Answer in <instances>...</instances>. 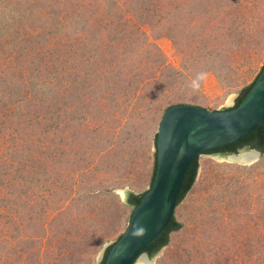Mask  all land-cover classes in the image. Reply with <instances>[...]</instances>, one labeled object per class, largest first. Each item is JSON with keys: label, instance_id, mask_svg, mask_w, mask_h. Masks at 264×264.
<instances>
[{"label": "rangeland", "instance_id": "1", "mask_svg": "<svg viewBox=\"0 0 264 264\" xmlns=\"http://www.w3.org/2000/svg\"><path fill=\"white\" fill-rule=\"evenodd\" d=\"M42 1L0 0V264H100L129 223L128 192L151 185L165 109L233 106L261 71L264 0H51L50 9ZM29 7L69 13L70 35L92 38L84 64L99 73L75 77L63 57L39 60ZM26 48H34L30 65ZM34 67L52 90L32 120L22 96L29 84L11 97L5 87L33 78ZM198 160L175 209L182 226L148 264H264V153L249 162L220 153ZM31 162L53 171L52 183H22L20 192L13 184L30 177Z\"/></svg>", "mask_w": 264, "mask_h": 264}, {"label": "water", "instance_id": "2", "mask_svg": "<svg viewBox=\"0 0 264 264\" xmlns=\"http://www.w3.org/2000/svg\"><path fill=\"white\" fill-rule=\"evenodd\" d=\"M264 124V66L243 102L234 108L209 109L193 103L168 106L156 136L157 169L150 187L134 208L104 264H135L149 259L145 248L174 215L185 174L192 161L211 149L238 141ZM251 158L261 154L251 152ZM240 153H231L238 161Z\"/></svg>", "mask_w": 264, "mask_h": 264}, {"label": "trees", "instance_id": "3", "mask_svg": "<svg viewBox=\"0 0 264 264\" xmlns=\"http://www.w3.org/2000/svg\"><path fill=\"white\" fill-rule=\"evenodd\" d=\"M44 1H47V5L49 6V9H50V6L53 7L55 5L52 3L51 0H50V3L48 2V0H44ZM56 1L58 2V4H59V2H61L58 6H61L62 4H65V3L70 5V3H72V2H69V0H56ZM39 2L44 4V2L42 0H39ZM29 8H31V7H29ZM41 9H43V8L42 7L31 8V12L27 15V18H26V22L28 23V25L34 27V31H33L35 33L34 37H36V42H38L36 47L39 48V50L41 51L40 52L41 55H40V57H38V59L41 61H46V64H50L52 58L57 57V59H60L63 57L64 58V68H66V69L68 68L69 70L71 68H73L74 69L73 75H75V77H78L83 73H84V77H89L93 74H98L99 73L98 72L99 66L95 65L94 62L92 63V65H94V66H92L90 69L86 68V64H84L85 63V61H84L85 57L83 54L86 55L85 46H87V41H90L92 38L83 37L82 31L78 35H75V34H74V36L70 35L69 30H71V29H70L68 23L66 22L67 18L69 17V13L64 15L63 17H59V14H57V11L55 9H53V13L50 12L49 9L44 14H42L41 12L37 13V14L35 13L37 10H41ZM71 11H73V13L76 12L75 9H73ZM156 14H158V13H156ZM57 17H59V18L57 19ZM80 42H86V44L84 43V44L80 45ZM72 44L77 45V49L74 48ZM74 49H76V50H74ZM77 50H78V52H77ZM80 50H83L84 52H80ZM0 52L3 53V51H0ZM7 53L10 54L9 50L7 51ZM23 56H25L27 58L26 64H28V65L32 64V62H34L36 59L34 57L35 56L34 48H31L30 50H29V48L28 49L26 48V51L23 53ZM8 57H11V55H8ZM93 61L97 62V58H95ZM43 65L44 64H42L41 66H43ZM5 66L3 63V66H2L3 70H6ZM263 66H262V68H263ZM262 68H261V70H262ZM28 72H29V74L34 73L35 76L33 78L28 77L26 79L27 83L25 82V79H24L25 77L24 78L22 77V84L20 82L15 83L16 81H14V82L10 83L5 88H6L7 92L9 93V97H11V95L18 94L20 91H22L21 85H23V88H24L29 84V87H26V88L27 89L30 88L29 89L30 91H25V93L22 96H24L23 99H25V97H26V99H28L29 101L32 102L33 108L30 109V108H28V106H26V109L24 110V112L29 115V116H27V118H31L33 120V118L40 115L38 113L40 106L47 103V101H48V105H49L50 97L48 96L47 93H44L45 89H49V84L47 82H45V84L43 85V81H41L42 77L39 76V74L41 75L42 72H40V69H38L37 67H34L33 69L29 70ZM258 75L256 76V78L258 77ZM83 78H80V79H83ZM256 78L253 80V82L251 84H249L247 87H245L243 89V91L241 92L239 97L236 99V102L233 106L226 107L224 109H229V108H234V107L239 106L243 102V100L246 98V96H247L248 92L250 91V89H251L254 81L256 80ZM35 82H38V83H35ZM75 87H79V89H80L83 87V84L78 83L77 85H75ZM51 90L52 89H49V92ZM1 99H2V96H0V101H1ZM28 100L24 101V104ZM37 103H40V105ZM29 112L30 113L32 112V113L30 114ZM27 130L29 131V128ZM28 134H29V132H28ZM29 135H34V134L32 132H30ZM24 143H26L25 140H24ZM27 146L30 147L29 145H27ZM244 146L256 148L261 153H264V124L257 126L255 129H253L251 132H249L247 135L243 136L241 139H239L236 142H233L231 144H227L225 146H221V147L211 149V150L206 151L204 153H220V154L235 153V152H238L239 149L244 147ZM4 150H5V154L7 155L6 148ZM156 153L157 152L155 151V162H154V169H153V173H152L151 184L153 182V179H154L155 173H156V169H157ZM36 154H37V151L32 154L31 158H34ZM17 157H18V159L16 161L22 162L21 161L22 155L20 153H19V156H17ZM198 159H199V157H196L192 161V163L190 164V166H189V168L185 174V177H184V180L182 183V187H181V190L179 193L177 205L180 203V201L183 200V198H185V196L191 190L192 186L195 183L197 171H198V167H199V160ZM32 162L29 163L31 165H29V168L27 169L30 172V173H28L30 175V177L27 178V175H25V177L22 179V174H19L18 178L16 179L15 184H13V186L16 188V190H19L20 192H22V187H23L22 183L24 184V186H27L30 183L31 186H29V187H45L46 182L49 181L50 178H51L50 184L52 183L53 171L51 172V170L50 171L47 170V171H49V173H52V175L49 173L46 175L44 173L43 167H40L38 165V163H32ZM20 167H22V166H20ZM41 171L43 173H41ZM24 181L27 183H24ZM52 186L56 187L57 182H54ZM143 194H144V192L141 194H137L133 191L128 192V197H127L126 203L128 205L132 206V212H133L134 208L140 203ZM132 212H131V215H132ZM181 226H182L181 223L175 218V212H174V215L172 216V218L169 221V223L167 224V226L145 248V252H147L150 256L154 255L162 246L168 244L170 233L172 231L178 230L179 228H181ZM120 236L121 235H119V237ZM119 237L117 238V240L119 239ZM112 244H110L106 248V250L104 252L103 259L101 260L100 264L105 263L106 257L108 255L110 249H111Z\"/></svg>", "mask_w": 264, "mask_h": 264}, {"label": "bare ground", "instance_id": "4", "mask_svg": "<svg viewBox=\"0 0 264 264\" xmlns=\"http://www.w3.org/2000/svg\"><path fill=\"white\" fill-rule=\"evenodd\" d=\"M251 152H244V153H240V155L238 156V161H244V162H249L251 161L253 158L255 159V157L251 158ZM231 159H233L231 156H229ZM136 264H148L147 259L146 258H140Z\"/></svg>", "mask_w": 264, "mask_h": 264}, {"label": "clouds", "instance_id": "5", "mask_svg": "<svg viewBox=\"0 0 264 264\" xmlns=\"http://www.w3.org/2000/svg\"><path fill=\"white\" fill-rule=\"evenodd\" d=\"M229 155V154H228ZM148 254V253H147ZM103 259V258H102Z\"/></svg>", "mask_w": 264, "mask_h": 264}]
</instances>
